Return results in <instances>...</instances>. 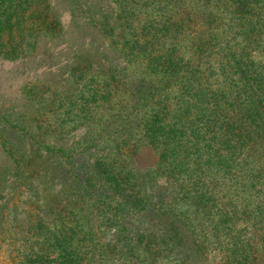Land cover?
Listing matches in <instances>:
<instances>
[{
  "label": "trees",
  "instance_id": "16d2710c",
  "mask_svg": "<svg viewBox=\"0 0 264 264\" xmlns=\"http://www.w3.org/2000/svg\"><path fill=\"white\" fill-rule=\"evenodd\" d=\"M65 2L0 0L1 61L72 54L0 112L11 264H264V0Z\"/></svg>",
  "mask_w": 264,
  "mask_h": 264
},
{
  "label": "rangeland",
  "instance_id": "374dc122",
  "mask_svg": "<svg viewBox=\"0 0 264 264\" xmlns=\"http://www.w3.org/2000/svg\"><path fill=\"white\" fill-rule=\"evenodd\" d=\"M49 2L59 3L57 12L60 15L63 28L67 32L73 17L69 13L65 0H49ZM68 36L71 39V35ZM66 40L68 41L67 36H65V39L57 38L56 41L55 39L44 40L40 43L36 53L26 60L16 62L0 60V112L13 111L15 115H23L26 119L30 117L32 99L35 93L33 86H35L37 80L41 82L58 80L60 78L59 68L64 67L67 60L72 56L69 51L66 53L61 52L66 48ZM49 64H52V73L45 72L47 70L44 67ZM26 88L29 90L27 91ZM1 153L0 150V161ZM153 162L154 157L147 150L141 152L137 159L138 166L141 168L148 167ZM17 201L15 204H17ZM13 255L11 247L5 244L0 245V264H11Z\"/></svg>",
  "mask_w": 264,
  "mask_h": 264
}]
</instances>
